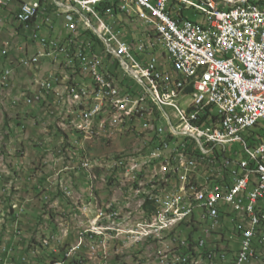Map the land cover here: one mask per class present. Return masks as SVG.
I'll return each mask as SVG.
<instances>
[{"label": "built area", "instance_id": "built-area-1", "mask_svg": "<svg viewBox=\"0 0 264 264\" xmlns=\"http://www.w3.org/2000/svg\"><path fill=\"white\" fill-rule=\"evenodd\" d=\"M15 2L0 0V12ZM141 9H154L155 16L166 18L186 37V44L164 53L172 40L159 27L160 44H150L147 28L155 27L153 17L141 16ZM186 11L200 20L187 18ZM12 23L36 48L15 61L35 83L13 105L39 104L51 108L50 116L73 114L75 124H88V132L78 135L58 124L57 131L69 138L68 143L76 142V150H69L64 139L62 148L58 146V155L67 153L71 159L67 169L89 176L95 174L92 164L109 163L120 181L121 170L135 171L133 205L124 202L119 213H97L90 227L145 224L153 237L150 246L158 247V263L264 264V131L243 138L233 134V126L253 123L254 112H264V0H223V5L211 0V6H202L200 0H142L141 8H134L133 0H22ZM55 32L58 39L52 38ZM125 32L131 36L128 40ZM190 49L199 50L200 59H191ZM2 54L6 56L7 50L3 48ZM167 54H176L175 66H168ZM224 58H233V65L222 67ZM198 61L206 62L208 74L198 79L192 97L166 106L170 92L184 87L189 67ZM179 63H187V72L180 82H171ZM15 75L14 69L1 71L0 89L16 87ZM108 75L118 80L120 97L107 88ZM158 78H168L166 94H158ZM230 90H238L234 110H227ZM53 102H60V110H53ZM129 110H136V117H129ZM147 113H154L158 130L142 154L115 153L104 162L87 155L85 162H78L87 135L109 131L111 139H104L108 142H134L147 128ZM117 114H125V121H117ZM105 122H113L114 130H106ZM178 153L220 162L223 176L198 165L179 164ZM150 167H158V174H150ZM138 181H145V199L154 198V206L146 210L136 199ZM62 189L72 195L67 186ZM198 189H206L205 198L190 204ZM18 208L13 206L24 212ZM128 210H135L132 221H125ZM170 224H177V232H170ZM159 227H166V237H158ZM131 235L143 236L132 231ZM119 237L103 235L90 241L81 229L79 243L65 251V261L52 259L47 264L72 259L85 264L96 247ZM86 244L87 258L82 255ZM0 264L42 263L19 256L0 259Z\"/></svg>", "mask_w": 264, "mask_h": 264}, {"label": "rangeland", "instance_id": "rangeland-1", "mask_svg": "<svg viewBox=\"0 0 264 264\" xmlns=\"http://www.w3.org/2000/svg\"><path fill=\"white\" fill-rule=\"evenodd\" d=\"M16 8L15 6L14 10ZM192 13L193 11H186L185 15L187 18L191 17L192 20H195ZM6 14L8 15V19L5 20L2 17V13H0V71L8 68L14 69L16 75L12 79V84H17V87L11 86L9 89H0L3 90L0 91V209L2 210V213H0V257L6 256V253H9V258H13L26 255L25 250L17 251L18 249L14 248V244L19 245L24 240L26 244L23 249H26L34 237L38 238L40 236L46 240L50 238V244L52 243L55 252H59V249L61 251L63 250V243L60 240L65 236L64 227L63 225H59L54 230L53 225L58 224V218L51 224L47 215L49 213L54 214L55 217L58 215V208L53 207V204L63 196H59L60 192L58 193L59 195L56 192L50 195L47 192L38 193V191L32 189L30 186L33 185L34 180H98L96 187L100 192L101 190L108 191L109 186L106 184L107 180H120V177L117 175L115 178L113 177L112 170L108 167L109 163H106V165L105 163L93 164L92 173L95 174H88L89 178L86 177L87 174L75 168H66L71 162V159L68 158L67 153H63V160L61 158L62 156L58 155L57 150L58 146L61 147L63 139L65 140L67 136L63 135L62 132L59 133L57 129L58 124H62V127H71L72 124L68 123L74 119L73 114L56 117L54 114L53 116L49 115L51 108L41 109L39 104L35 105V108H30L23 104L13 105L12 102H19V99H24L25 89L29 88L34 80V76L29 75V72L23 68L16 66L15 61L17 57L22 56L28 51L32 54L33 49L29 46L28 41L23 40L24 37L17 32L16 27L11 24L10 20L12 15L9 16V12ZM125 33V39L128 40L131 36L128 32ZM54 37L56 38L57 35ZM6 43H9V56L3 58L1 56V45ZM11 61H13V64H11ZM167 64L168 66H173L168 57ZM171 82H173L172 79ZM183 101L185 100H181V102ZM53 110H60V108L55 105L53 106ZM105 129L114 130V123L111 122L110 125L107 123ZM254 131L256 134L264 131V122H261L259 128H256ZM98 138L101 139L98 140ZM47 139H51L54 142L52 151L45 147L48 146V143L45 142ZM104 139H111V132L95 131L93 138H87V141H84L86 150H80L78 152V162L81 161V158H86L87 155L90 158H94L95 162H104L108 157H115V153L123 152V157L142 154L148 148L151 136L148 133L144 135L139 133L138 138H135L134 142L129 141L125 143H111ZM73 143L69 142V150H76V145H73ZM12 157L18 160V164L14 167L11 163L13 160ZM73 165L76 164L73 163ZM150 174H158V167L150 168ZM27 175L29 176L27 177ZM11 176H14L13 180L16 181L13 183L3 182V180H6L5 178ZM25 179L24 184L21 180ZM124 179L121 173V180ZM125 184L127 185L125 188H127L128 193L134 185V179H129V182L126 181ZM139 188H145V181H138V189L136 191L137 200H139L137 197H145V190ZM67 189L70 188L67 187ZM26 190H30L31 194H28ZM45 194L50 196L47 204L46 201L42 200ZM13 198H15V201L19 199L15 202L17 203L16 207H19L18 209L22 206L25 207V210L26 207L30 209L31 207L29 206L31 205L32 210H36L37 212L31 213L33 217H30L29 214L21 216L20 218L16 217L15 211L12 212ZM28 200L30 201L28 202ZM126 204L133 205V198H131L130 194L125 195ZM113 205L120 210L121 204L119 201H115L109 202V204L96 211L103 213V210H112ZM39 211L46 214H39ZM134 217L135 210L125 211V221L128 218L132 221ZM34 220L39 221V223L37 221V226L32 225V221ZM139 224L132 223L131 225L136 228ZM42 225L46 227L39 229ZM129 229L128 224H122L120 226L118 224H109L99 226L98 229L93 227L82 229V234L87 236L90 241L100 240V238H103V235L120 234L118 241H108L107 239L105 244L96 247L92 258H87L86 251H88V244H86L82 255L87 258V264H163L155 260V252L158 250V247L150 246L153 242L147 244H144L145 242H139L134 235L128 234ZM78 243L79 239L76 240L75 245ZM130 243L131 246L144 245L130 248ZM9 245H12L11 247L13 248H10ZM57 247L60 248L58 249ZM9 249H12V251L7 252ZM51 255H57L59 258L60 254L52 253ZM31 256L28 255V257Z\"/></svg>", "mask_w": 264, "mask_h": 264}, {"label": "bare ground", "instance_id": "bare-ground-1", "mask_svg": "<svg viewBox=\"0 0 264 264\" xmlns=\"http://www.w3.org/2000/svg\"><path fill=\"white\" fill-rule=\"evenodd\" d=\"M200 4L202 6H211V0H200ZM215 5H223V0H215ZM133 7L141 8L142 0H133ZM141 16L153 17L152 25L155 27L147 28V30H149L147 33V39L150 44H160V36H159L157 27H159V29L162 30L165 37L172 40V43H167V46H164L165 48L164 53L175 52V45L186 44V37L179 35V31L176 29H173V25L170 24L166 18L155 16L154 9H141ZM167 57L169 58L173 66H175L176 65V54H167ZM190 58L200 59V51L197 49H190ZM232 65H233V58H224L222 60V67H231ZM186 72H187V63H179V69H176L175 74L172 76L173 78H175L174 82H180L181 78H183V73H186ZM207 74H208V66L205 61H198L197 64L190 66L188 69L187 80L184 81V87H179L177 91L170 92V99H166V106H178V102H181V100L183 99L186 100L192 97V95L194 94V87L196 84H198V79L202 78L204 75H207ZM117 81L118 80H116L113 75H108L107 88L111 89V94H113V97H120V90H119ZM166 89H168V84H167L166 79L158 78V94H166ZM229 101L230 103H227V110H234V105H238V90H230ZM55 105L60 108V102H55ZM56 117H59V116H56ZM129 117H136V110H129ZM117 121H125V114H117ZM253 121H254L253 123L233 126L234 136L236 138H243V137H249L250 135L256 134L254 130L256 128H259L261 122H264V112H254ZM107 123H109L110 125L111 122H105V126ZM63 124H67V123H63ZM68 124H72V126L70 127L71 135H74V134L78 135L79 132L86 134L88 132V124H75V119L70 120ZM144 125L147 128H144L143 132L140 134L144 135L148 133L151 136V139L153 138V136L157 135L158 123H157V120L155 119L154 113L146 114V116L144 117ZM94 135L95 134H89L87 135V138L91 139L93 138ZM73 145H76V142H74ZM85 161H86V158H81L80 162H85ZM178 162L179 164H183L185 166L198 165L200 167L206 168L214 176H223L222 165L220 164V162H215L212 158H201V155L199 154L178 153ZM108 167L112 170L111 164H109ZM92 168H93V164H92ZM121 173L123 174V177L125 179L133 180L135 178V171L133 170H121ZM112 174H113V177L115 178L116 175L114 174V172H112ZM139 189L145 190V188L144 189L139 188ZM130 195H131V191H130ZM205 196H206V189H198L195 192L194 197H190V204H197V202H201L205 198ZM137 198L143 201L142 202V207H143L145 203V197L144 198L137 197ZM148 199L152 201L154 204L153 197H149ZM150 201H146V202H150ZM111 212L119 213V210L113 205ZM127 221H130V218H128ZM134 228L135 227L131 225V228L129 229V233H128L129 235H131V231H132V233L135 235H143L142 237L136 238V240H138L139 242H145L144 244L153 242L152 234L151 232H146L145 224L140 223L135 229ZM170 232H177V224H170ZM158 237H166V227L158 228ZM144 244H139L136 246H141ZM136 246H131V247H136ZM201 264H210V263H201Z\"/></svg>", "mask_w": 264, "mask_h": 264}, {"label": "crops", "instance_id": "crops-1", "mask_svg": "<svg viewBox=\"0 0 264 264\" xmlns=\"http://www.w3.org/2000/svg\"><path fill=\"white\" fill-rule=\"evenodd\" d=\"M14 9H15V6H12L9 10H7V12H9L10 14L9 16L12 15L11 18L13 17L16 11ZM7 12L2 14V17L5 20L8 19L7 17L8 15L6 14ZM174 74L175 72L171 74V79L173 80V82L175 80V78L172 77ZM165 79L168 84L167 78ZM12 159L13 160L11 161V163H12V166L14 167L15 165L18 164L17 163L18 160L17 158H14V157H12ZM28 176L29 175H27V177ZM13 177L14 176L9 177L10 179L7 177L5 178L6 180H3V182L13 183L14 181H16V180H13ZM21 181L24 183L26 179L21 180ZM97 181L98 180H34L33 185H30L31 188L34 189L35 185L43 184L47 188H49L50 191H52L50 194H53L54 192L58 194L60 192V195L58 194L59 196H63V194L61 193L62 189L60 190V188H62L61 184L62 185L65 184V186L69 187L73 191V195L70 198L66 196L60 197L53 204V207L58 208V211H57L58 215L56 217L52 213L47 214L50 219L51 224L58 218L57 219L58 224L53 225L54 230H56L57 226L59 225L60 226L63 225L64 227L65 236L60 240L63 243V246H62L63 248L73 247L75 245L76 240L78 239V232L81 229L84 230V228H87L93 225L96 214L99 212V211H96L97 209L106 206L107 204H109V202L119 201V203L122 204L125 202V195L130 194L129 191L127 193V188H125L127 186L125 183L126 181L129 182V180H121V181L120 180H116V181L115 180H107V181L105 180L106 184H108L109 186V189L108 191L101 190L100 192L97 190V187H96ZM26 192L28 194H31L30 190H26ZM12 201L13 203H15L16 202L15 198H13ZM29 201L30 200H28V202ZM80 206L82 207L80 208ZM86 206H89V208H85ZM29 207L31 208L29 209L28 207H26L25 213L22 216L29 214L30 217H33L31 213L37 212L36 210H32L31 205ZM39 214H46V213H42L41 211H39ZM37 221L38 220L32 221V225L37 226V224L39 223V221L38 223ZM44 227L46 226L42 225V227L41 228L39 227V229H43ZM113 235L115 234L113 233ZM44 241H46V239H42V236L38 238L34 237V239L31 240V243H29V245L26 247V249H29L30 251H32L34 256L36 255L39 259H42L43 262L45 261V257L49 255L48 252H50V250L43 247ZM25 244H26V241L23 240V242H21V244L19 245L14 244V248L18 249L17 251H24L26 250V249H23ZM11 246L12 245H9L10 248H13ZM49 249H54L52 246V243L50 244ZM10 250L12 249H9L7 252H9ZM35 252L37 254H35ZM7 254L9 253H6V255ZM7 258L9 257H6V259Z\"/></svg>", "mask_w": 264, "mask_h": 264}, {"label": "clouds", "instance_id": "clouds-1", "mask_svg": "<svg viewBox=\"0 0 264 264\" xmlns=\"http://www.w3.org/2000/svg\"><path fill=\"white\" fill-rule=\"evenodd\" d=\"M22 1V0H21ZM19 2L20 1H18V0H16V2L12 5V6H16L17 8H16V11H15V13L18 11V8H19ZM11 6V7H12ZM11 7H9V9L11 8ZM8 9V10H9ZM6 12V10L5 11H3V12H0V13H5ZM15 13H14V15H15ZM14 15H13V17L11 18V24L12 25H14V27H16V25L15 24H13L12 23V20H13V18H14ZM192 15L193 16H196V18L197 19H199L200 20V17L197 15V14H195V13H192ZM187 17V16H186ZM190 19H191V17H189ZM195 18V17H194ZM195 18V20L194 21H197V19ZM198 20V21H199ZM16 30H20V28H17L16 27ZM20 32V34L22 35V36H24L23 35V33L21 32V30L19 31ZM55 35H57V37L55 38L54 36ZM52 38L53 39H58L59 38V35H58V33L57 32H55L53 35H52ZM29 46H31V49H33V53L36 51V48L35 47H33L32 46V44H29ZM3 47H5V44L4 45H1V50L3 49ZM10 49V48H9ZM30 49V48H29ZM26 53H29L30 54V52L28 51V52H26ZM25 53V54H26ZM32 53V54H33ZM25 54H23V55H25ZM22 55V56H23ZM21 57V56H20ZM20 57H17V59H19ZM16 59V60H17ZM8 69H12V68H8ZM45 69H47V70H50L51 68L49 67V66H46L45 67ZM4 70H6V69H4ZM3 70V71H4ZM1 72V71H0ZM31 73H29V75H30ZM35 83V78H34V80H33V82H32V84H34ZM30 85L29 86V88H27V89H29V90H32L33 89V85ZM16 87H17V84H16ZM27 89H25L26 90V92H27ZM20 104V103H19ZM27 107H29V106H27ZM30 108H35V107H30ZM42 109V108H41ZM68 140H69V138H66L65 139V146H69V143H68ZM50 141H52L51 139H47L45 142L46 143H48V146H45L48 150H51L52 151V146L54 145V142L52 141V142H50ZM43 143V142H42ZM42 143H40V144H42ZM40 146V145H39ZM44 146V145H43ZM46 150V149H45ZM47 151V150H46ZM77 169V168H76ZM78 170V169H77ZM80 171V170H79ZM86 177H88L87 175H86ZM90 180V179H89ZM116 181V180H115ZM65 185V184H64ZM61 187H62V184H61ZM35 190H37L38 191V193H42V192H47L49 195H50V193L52 192V191H50V189L49 188H47L45 185H43V184H38V185H35V188H34ZM62 188H60V190H61ZM70 191L72 192V195H73V191L70 189ZM61 193L63 194V196H66V197H68V198H70L69 196H67L66 194H65V192H64V190L62 189V191H61ZM47 197V198H46ZM50 199V196H48L47 194H45L43 197H42V200H44V201H46V204H47V201ZM17 203H13V205H12V212L13 211H15V215H16V217H18V218H20L21 216H22V214L23 213H25V207L24 206H22L21 208H24V212H20V210H15V209H13V206L14 205H16ZM82 206H80V208H81ZM1 213H2V211H1ZM24 215V214H23ZM46 241H49V246H50V238L48 239V240H46ZM49 246H44V242H43V247H45V248H47L48 250H50V252H48V256L47 257H45V261L43 262V260L42 259H40V261H35V260H33L32 259V257H30L31 258V260L33 261V262H39V263H42V264H47L50 260H52V259H56L58 256L57 255H55V256H51V254L52 253H58V254H60L61 255V257H63V259L64 260H62V258L60 257V255H59V259L58 260H62V261H65V258H64V254H65V251H68L69 249H71V248H63V250L61 251V249H59V252H55V250H53V249H49ZM75 246V245H74ZM73 246V247H74ZM58 248H60V247H58ZM6 250V249H5ZM27 250H29V249H26L25 251H27ZM12 250H10L9 252H11ZM30 251V250H29ZM6 252V251H5ZM26 254V253H25ZM35 254H37L36 252H35ZM29 254H26V255H22V256H28ZM30 255H32V256H34L33 255V253H32V251H30ZM36 256V255H35ZM6 257H9V254H7L6 256H3V257H0V259L2 258V261H7V260H11V259H16L17 257H13V258H7L6 259ZM19 257V256H18ZM64 264H77L76 263V260L75 259H72V260H67L66 262H64ZM85 264H87V261H85Z\"/></svg>", "mask_w": 264, "mask_h": 264}, {"label": "trees", "instance_id": "trees-1", "mask_svg": "<svg viewBox=\"0 0 264 264\" xmlns=\"http://www.w3.org/2000/svg\"><path fill=\"white\" fill-rule=\"evenodd\" d=\"M18 1H21V0H18ZM193 17H195L196 18V16H193ZM199 19H197V21H198ZM20 31V30H19ZM18 30H17V32L20 34V32H19ZM24 37V41H28L29 42V44H33V41H31L30 39H29V37L27 36V35H24L23 36ZM4 49H6L7 50V55L6 56H4L3 54H2V51H3V49L1 50V56L3 57V58H7L8 56H9V47H3ZM114 77H115V75H113ZM53 106H55V102H53ZM79 134H83V133H81V132H79ZM94 137V136H93ZM37 191V190H36ZM146 201H150L149 199H148V197H147V199H145V203H144V205H143V208L146 210L147 208H151V207H153L154 206V204H153V202L152 201H150V202H146ZM152 203V204H151ZM146 204V205H145ZM144 206H146V207H144ZM25 253L26 254H29L30 255V251L29 250H27V251H25ZM31 256V255H30ZM52 256V255H51ZM32 257V259L33 260H35V261H40V259L37 257V256H31ZM62 258V260H64L63 259V257H61ZM56 259H59L58 257L56 258Z\"/></svg>", "mask_w": 264, "mask_h": 264}]
</instances>
